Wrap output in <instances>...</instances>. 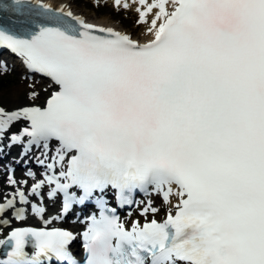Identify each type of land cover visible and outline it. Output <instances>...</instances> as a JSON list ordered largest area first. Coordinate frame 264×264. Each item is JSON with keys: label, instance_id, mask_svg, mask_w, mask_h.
Listing matches in <instances>:
<instances>
[{"label": "snow or ice", "instance_id": "snow-or-ice-1", "mask_svg": "<svg viewBox=\"0 0 264 264\" xmlns=\"http://www.w3.org/2000/svg\"><path fill=\"white\" fill-rule=\"evenodd\" d=\"M133 3L153 37L147 43L25 0L26 35L0 27V46L59 91L43 109L0 108V134L23 116L32 143L59 142L58 158L70 156L61 173L69 183L56 180L65 207L73 185L87 195L151 186L167 203L179 198L162 223L126 229L114 215L94 218L84 234L86 264H264V0ZM158 211L149 204L142 215ZM73 239L59 229H17L0 241L11 247L0 264H40L38 256L50 255L77 264Z\"/></svg>", "mask_w": 264, "mask_h": 264}, {"label": "bare ground", "instance_id": "bare-ground-1", "mask_svg": "<svg viewBox=\"0 0 264 264\" xmlns=\"http://www.w3.org/2000/svg\"><path fill=\"white\" fill-rule=\"evenodd\" d=\"M54 4H61L63 6L74 8L71 3L68 0H51ZM100 1H107L111 4L115 5L114 0H100ZM130 7L127 8L128 10L132 11L133 13L136 12V8L139 7L138 3H133V0H127ZM117 7V6H116ZM117 8H123L122 4L121 6ZM83 16H87L86 14L80 12ZM90 20L97 21L101 24H105L108 26H111L112 28H119V26L113 22L108 20L106 17H98L93 16L90 18L87 16ZM140 30L139 35H134V37H140L143 40L152 39V35L147 33V25H137L135 30ZM11 57L17 63L18 65L23 66V69L30 70L25 61L24 58L21 57L19 54L15 52H11ZM34 76H41L46 81H33V80H27L24 78H21L18 81V84H16L11 89L7 90L5 93L0 94V108H3L5 112H17L24 108H33V107H39L44 108L47 105V100L50 98V96L56 92L59 91V85H57L50 77L45 76L41 73L39 75L38 73H34ZM37 80V79H36ZM29 85H35V88H29ZM45 89H47L45 91ZM36 91L39 93V95L36 98H30L29 93L31 91ZM31 128V121L27 120L23 116H21L20 119L14 120L11 125L8 127V129L3 133L0 134V161H15L18 164V169L16 171V178L14 179L16 181L15 184L9 183V178L7 177L8 171H1L0 172V198L4 199L7 196H16L20 189H24L25 191L29 190V178L26 177L22 171L24 170L23 166L29 165L32 162V156H28V159L21 160L17 158V150L18 148L25 142L29 140V136L24 134L25 129ZM18 136L20 137L19 141H14L12 137ZM171 203H162L157 198L154 199L153 207L158 208L159 211L155 214L148 213L147 216L142 215V209H138L135 211V217H140L143 220H149V219H155V218H162L164 215V212H161V208L169 209L170 206L173 204L179 203V198L175 195H172L170 197ZM18 222H16L14 219L10 218V215H3L0 216V241H2L5 237V235L14 227H16Z\"/></svg>", "mask_w": 264, "mask_h": 264}, {"label": "rangeland", "instance_id": "rangeland-1", "mask_svg": "<svg viewBox=\"0 0 264 264\" xmlns=\"http://www.w3.org/2000/svg\"><path fill=\"white\" fill-rule=\"evenodd\" d=\"M71 5L78 11L86 14L90 18L93 16L106 17L108 20L115 22L120 28L129 31L132 35H139L140 30H135L138 21V15L125 8H117L113 4L97 0H68ZM0 66V94L18 84L21 78H26L24 73L13 71ZM28 80V78H26ZM42 82V81H41ZM8 85V87H4ZM165 210V209H164ZM163 210V211H164Z\"/></svg>", "mask_w": 264, "mask_h": 264}]
</instances>
